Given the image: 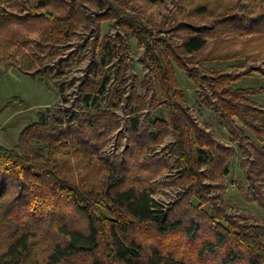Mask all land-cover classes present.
<instances>
[{
  "label": "trees",
  "instance_id": "obj_1",
  "mask_svg": "<svg viewBox=\"0 0 264 264\" xmlns=\"http://www.w3.org/2000/svg\"><path fill=\"white\" fill-rule=\"evenodd\" d=\"M67 1L62 15L34 13V17L45 15L54 21L50 31L55 34V42L70 41L83 20L95 23L93 18L97 16L100 28L101 21L112 17L115 25L122 30L120 41L128 45L129 40L136 38L145 49V62L152 86L135 78L130 86L132 96L129 95L126 100L124 87L127 79L123 78L111 102L102 107L111 94V80L105 71L107 63H104L102 56L90 67L92 79L81 88L80 105L73 102L71 108L66 110H52L47 121L43 119L22 132L13 148L0 143V185L6 184L7 178L12 181L11 186L19 181V189L24 183L28 184L26 193L33 195L32 200L22 207L23 216L28 210L32 215H44L45 220L53 223L55 215L60 217L56 230L61 239L54 245L44 264H188L182 258L165 252L162 247L147 252L139 236L145 230H150L163 238L179 235L180 232L192 238L200 231V220L208 221L213 231L211 239L207 238L199 245L198 252L202 257L216 256L225 250L223 259L227 264H264V220L260 224L248 225L240 222L238 217L229 215L206 183V166L226 163L232 149L217 142L215 134L199 124L187 105L186 91L181 88L177 75L178 69L185 71L199 85V80L193 74L194 69L190 68L192 65L196 67L209 59L234 61L241 59L242 55L214 54L211 58L203 57L210 38L217 34V26H195L183 22L181 27H184L186 34L181 35L178 27L149 28L140 16L127 12L124 0ZM149 1L162 4L166 0ZM85 3L94 5L92 14L84 11ZM49 4L52 5L51 0H40L36 9H45ZM207 12L205 7L195 11L199 16ZM12 15L0 5V18L9 19ZM235 18L238 17L233 14L225 15V11L217 12L215 21ZM240 19L245 21L246 26L252 27L251 17ZM209 31L214 32L208 34ZM101 51L111 53V48L104 44ZM112 51H116L115 46ZM118 54L115 52V57ZM119 64L126 68L124 53ZM112 67L116 68L117 64ZM45 70L47 72L48 68ZM208 73L204 80L214 92L221 117L241 138L252 143L249 178L255 189L253 200L264 208V106L260 108L247 98L255 91L234 88L241 75L224 71ZM141 86L147 87L146 96L138 94ZM124 102L135 114L130 126L135 142L147 136L145 139L151 145L159 147L167 136H173L171 151L178 168H181L178 177L186 187L170 207L157 203L152 197L154 191L151 188L127 187L126 169L120 171L117 165L106 164L105 180L98 181L96 169L90 175L93 180L78 178L73 173L72 164H67L75 156L96 155L99 146L104 145V139L120 129L122 119L116 110ZM161 106L166 107L167 116L153 118L151 114H144L149 107L157 110ZM235 119L253 133L256 143L243 134ZM140 145L137 148L149 151L144 157L145 163L139 166L142 169L149 161L151 148L143 147V143ZM225 171L229 170L226 168ZM6 191L7 188L0 189V200L5 197ZM64 202L72 206L75 214L84 217L87 221L86 231L79 230L71 219L64 218ZM179 204H183L185 210L172 218L173 209ZM16 223L20 226L13 229L10 242L0 256V264H26L31 253V234L25 231L28 228L21 223V218H17Z\"/></svg>",
  "mask_w": 264,
  "mask_h": 264
},
{
  "label": "rangeland",
  "instance_id": "obj_2",
  "mask_svg": "<svg viewBox=\"0 0 264 264\" xmlns=\"http://www.w3.org/2000/svg\"><path fill=\"white\" fill-rule=\"evenodd\" d=\"M39 1H0L8 14H14L9 19L0 18V143L10 148L17 144L21 133L28 127L43 119L47 121L52 110H66L76 102L80 105L81 88L92 79L90 67L102 56L105 58L104 63H107L106 76L111 80V94L102 107L111 102L123 78L127 79L124 87L126 100L129 95L132 96L130 86L135 78L143 84L147 83V86H152L145 62V49L138 44L136 38L129 40L128 45L120 41L122 30L115 25V19L109 17L107 21H101L99 28V19L93 15L95 23L88 19L81 21L70 41L56 43L53 38L55 34L50 31L54 21L45 15L34 17V13L52 12L62 15L68 1L51 0L52 5L37 10ZM124 4L127 12L140 16L149 28L178 27L179 33L184 35L186 31L181 27L183 22L195 26H217V34L210 38L206 55L203 56L205 58H211L214 54L242 55L241 59L234 61L209 59L196 67L192 65L190 68L194 69L193 74L199 80V85L185 71L178 69L177 75L181 88L186 91L187 105L199 124L214 133L217 142L232 149L226 163L206 166V183L210 185L213 196L229 215L238 217L240 222L248 225L262 223L264 208L253 200L255 189L249 178V161L253 158L252 143L241 138L221 117L214 92L204 78L210 74L208 72L219 71L241 75V79L233 85L234 88L255 91L254 95H248L247 98L260 108L264 106V0H166L162 4H153L149 0H124ZM200 7H205L208 12L202 16L197 15L195 11ZM85 10L92 14L94 5L85 3ZM224 11L225 15L233 14L238 18L216 22L217 12ZM84 14L86 15L85 12ZM241 17H251L252 27L246 26ZM212 32L214 31H209L208 34H213ZM97 39H100L98 43ZM104 44H108L111 53H102ZM114 46L116 51H112ZM115 52L119 53L116 57ZM123 53L127 59L126 68L119 64ZM115 64L117 67L113 68ZM147 90V87L141 86L138 94L146 96ZM116 112L122 119L120 129L104 139L105 143L99 146L97 154L75 156L67 164H72L73 173L78 178L93 180L90 175L96 169L98 181L105 180L106 164L117 165L120 171L126 169L127 187L151 188L154 191L153 199L170 207L186 187L178 177L181 168H178L175 155L171 151L173 136H167L159 147L151 145L145 139L147 136L135 142L130 131L131 118L135 114L131 108H127L125 102ZM144 114H151L153 118L165 117L167 110L165 106L157 110L149 107ZM235 123L244 131L246 137L249 136L256 143L250 130L238 119H235ZM141 143L144 144L143 147L151 148V152L147 165L139 169L145 163L144 157L149 152L142 147L137 148V145L142 146ZM93 151L95 152L94 149ZM226 168L228 172L225 171ZM7 179L6 184L0 185L1 190L7 188L5 197L0 200V256L10 242L13 229L20 226L16 223L17 218H21V223L28 228L25 231L31 234V253L26 264L39 261L44 264L54 245L61 239L56 230L60 217L55 215L53 223L45 220L44 215H32L28 210L26 216H23L22 207L32 200L33 195L26 193L28 184H22L20 190L19 181L11 186L12 181ZM63 205L64 218L71 219L79 230L86 231L87 221L84 217L75 214L71 205L65 202ZM183 210V204L177 205L173 209L172 218ZM199 230L192 238L185 237L181 232L179 235L163 238L153 231L145 230L139 239L147 252L162 247L165 252L182 258L188 264H227L226 259H223L225 250L216 256L202 257L199 254V245L213 235L206 220H200Z\"/></svg>",
  "mask_w": 264,
  "mask_h": 264
}]
</instances>
